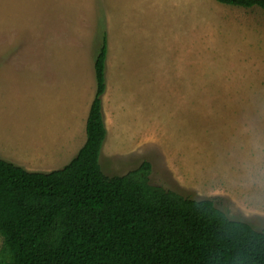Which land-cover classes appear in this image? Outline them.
Wrapping results in <instances>:
<instances>
[{
  "label": "rangeland",
  "instance_id": "obj_1",
  "mask_svg": "<svg viewBox=\"0 0 264 264\" xmlns=\"http://www.w3.org/2000/svg\"><path fill=\"white\" fill-rule=\"evenodd\" d=\"M102 37V171L123 175L147 161L151 185L211 199L264 232V13L256 6L0 0V158L49 171L73 157ZM67 136L74 149L44 167L46 141L55 151Z\"/></svg>",
  "mask_w": 264,
  "mask_h": 264
},
{
  "label": "trees",
  "instance_id": "obj_2",
  "mask_svg": "<svg viewBox=\"0 0 264 264\" xmlns=\"http://www.w3.org/2000/svg\"><path fill=\"white\" fill-rule=\"evenodd\" d=\"M216 1L264 13V0ZM106 52L102 37L76 154L50 171L0 158V264H264L263 231L211 199L151 185L147 161L123 175L102 171Z\"/></svg>",
  "mask_w": 264,
  "mask_h": 264
},
{
  "label": "crops",
  "instance_id": "obj_3",
  "mask_svg": "<svg viewBox=\"0 0 264 264\" xmlns=\"http://www.w3.org/2000/svg\"><path fill=\"white\" fill-rule=\"evenodd\" d=\"M92 100V99H91ZM88 109H89V107H88ZM86 111H87V113H88V110L86 109ZM87 117V116H86ZM83 123V122H82ZM82 126V125H81ZM105 128H106V126H105ZM106 135H107V129H106ZM105 139H106V136H105ZM85 140V139H84ZM67 141H68V136L67 137H63V139H62V142L64 143V145H61L60 147H57V150H55V151H53V148L52 149H50V147H49V144H48V142L46 141V143H45V153H47L48 154V157H49V155H51V158H47L46 160H47V162H45V164L43 165L44 167H46V166H48V165H51L53 162H56V161H60V159L67 153V152H69V151H72L73 149H74V142H72V141H74V138L73 139H71V141L69 142V144L66 146V144H67ZM105 141V140H104ZM84 142V141H83ZM83 144V143H82ZM82 146V145H81ZM80 146V147H81ZM80 147H78L77 149H75V152H74V155L76 154V152H77V150L80 148ZM103 147V146H102ZM102 150V149H101ZM58 151H61V154L60 155H62V156H59L58 154H57V152ZM56 153V154H55ZM55 155V156H54ZM73 155V156H74ZM51 168V167H50ZM50 171V170H49Z\"/></svg>",
  "mask_w": 264,
  "mask_h": 264
}]
</instances>
